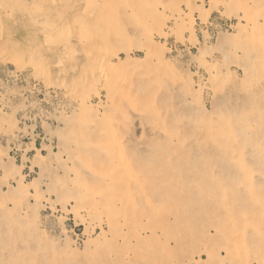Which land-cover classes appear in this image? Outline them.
Segmentation results:
<instances>
[{
  "label": "rangeland",
  "instance_id": "374dc122",
  "mask_svg": "<svg viewBox=\"0 0 264 264\" xmlns=\"http://www.w3.org/2000/svg\"><path fill=\"white\" fill-rule=\"evenodd\" d=\"M263 12L0 0V264H257Z\"/></svg>",
  "mask_w": 264,
  "mask_h": 264
},
{
  "label": "bare ground",
  "instance_id": "6f19581e",
  "mask_svg": "<svg viewBox=\"0 0 264 264\" xmlns=\"http://www.w3.org/2000/svg\"><path fill=\"white\" fill-rule=\"evenodd\" d=\"M123 1H124V0H123ZM46 3H47V2H46ZM123 3H124V2H123ZM19 4H21V2H19ZM23 4H24V3H23ZM28 4H30V3H28ZM38 4H39V3H38ZM36 5H37V4H36ZM124 5H125V4H124ZM20 6H21V5H20ZM23 6H24V5H23ZM37 6H38V5H37ZM39 6H40V4H39ZM25 7H26V6H25ZM18 8H19V7H18ZM26 8H27V7H26ZM11 10H12V9H11ZM30 10H31V9H30ZM242 10H243V9H242ZM247 10H248V9H247ZM31 11H32V10H31ZM11 12H12V11H11ZM27 12H28V11H27ZM177 13H178V11L176 12V14H177ZM182 13H183V12H182ZM248 13H249V12H248ZM250 13H251V12H250ZM260 13H261V12H260ZM263 13H264V12H263ZM27 14H29V13H27ZM94 14H95V13H94ZM96 14H97V13H96ZM245 14H246V12H245ZM243 15H244V14H243ZM10 16H12V15H10ZM93 16H94V15H93ZM99 16H100V15H99ZM99 16H98V17H99ZM262 16H263V15H262ZM95 17H96V16H95ZM98 17H97V18H98ZM176 17L179 18L178 15H177ZM176 17H175V18H176ZM251 17H252V14H251ZM258 17H259V15H258ZM181 18H182V17H181ZM256 18H257V16H256ZM263 18H264V17H263ZM100 19H101V18H100ZM182 19H183V18H182ZM182 19H181V20H182ZM93 20H94V18H93ZM98 20H99V19H98ZM255 20H257V19H254V21H255ZM14 21H15V20H14ZM99 21H100V20H99ZM263 21H264V20H263ZM263 21H262V22H263ZM256 22H257V21H256ZM11 23H12V22H11ZM259 24H260V23H259ZM65 25H66V24H65ZM250 25L252 26V29H253V26H255V28H256L257 23L251 22L250 19H249L248 22L246 21L245 26H250ZM261 25H262V24H261ZM261 25H260V27H263V26H261ZM242 29H243V28H242ZM249 30H251L250 27H249ZM255 31H256V30H255ZM256 32H257V31H256ZM256 32H255V35H256ZM257 33H258V32H257ZM247 34H248V33H247ZM249 34H250V33H249ZM255 38H257V37H255ZM257 39L262 40V39H260V38H257ZM257 39H256V40H257ZM249 40H252V39L249 38ZM257 41H258V40H257ZM233 42H234V40H233ZM232 44H233V43H232ZM261 44H262V43H261ZM239 45H240V44H239ZM258 45H259V44H258ZM244 46H245V45H244ZM224 48H225V47H224ZM225 49H227V48H225ZM229 49H230V48H229ZM234 49H236V48H234ZM243 49H244V47H243ZM230 51H231V50H230ZM231 52H232V51H231ZM233 52H234V51H233ZM240 53H241V52H240ZM257 53H258V52H257ZM235 55H236V53H235ZM255 56H257V55H255ZM240 57H241V56H240ZM253 57H254V56H253ZM262 60H263V59H262ZM95 63H96V62H95ZM105 64H106V63H105ZM99 68H100V67H99ZM241 68H242V67H241ZM249 68H250V67H249ZM97 69H98V68H97ZM221 69H222V68H221ZM245 69H246V68H245ZM245 71H246V70H245ZM259 72H260V70H259ZM262 72H263V71H262ZM245 73H246V72H245ZM247 73H248V72H247ZM225 74H226V72H225ZM227 74H228V73H227ZM245 76H246V75H245ZM263 76H264V75H263ZM92 77H93V76H92ZM228 77H229V74H228ZM93 79H94V78H93ZM87 80H88V79H87ZM95 80H96V79H95ZM261 80H263V79L261 78ZM261 80H260V81H261ZM263 83H264V81H261V85H262ZM256 84H257V83H256ZM258 85L260 86V84H258ZM252 86H253V84H252ZM255 88H256V87H255ZM257 88H258V87H257ZM261 88H262V87H261ZM190 90H191V89H190ZM258 90H259V89H258ZM258 90H257V91H258ZM251 91H253V90H251ZM249 92H250V91H249ZM253 93H255V92H253ZM224 94H225V93H224ZM229 95H230V94H229ZM261 95H262V94H261ZM262 96H263V95H262ZM107 98H108V97H107ZM255 98H256V97H255ZM263 98H264V97H263ZM253 99H254V98H253ZM81 101H82V100H81ZM262 104H263V103H262ZM262 104H261V105H262ZM261 105H260V103H259L258 106H255V107L251 108V111H249L248 114L251 113V114L253 115V117H254V115H255V116H256L255 118H257V115L259 114V109H261V107H262ZM260 106H261V107H260ZM241 109H242V107H241ZM244 109H245V108H244ZM245 110H246V109H245ZM245 110H244V111H245ZM227 111H228V110H227ZM237 111H238V110H237ZM242 111H243V110H242ZM231 112H232V111H231ZM239 112H240V111H239ZM263 112H264V111H263ZM242 113H243V112H242ZM242 113H241V114L239 113V114L242 115ZM261 113H262V112H261ZM244 114H246V117H247L248 114H247L246 112L243 113V115H244ZM251 114H250V115H251ZM106 115H107V114H106ZM230 115H232V114H230ZM230 115H228V116H230ZM240 115H239V116H240ZM243 115H242V116H243ZM250 115H249V116H250ZM234 116H238V113H237V115H234ZM234 116H233V117H234ZM242 116H240V118H241ZM261 116H262V115H261ZM107 117H108V116H107ZM233 117H232V118H233ZM251 117H252V116H251ZM259 117H260V115H259ZM259 117H258V118H259ZM235 118H236V117H235ZM261 118H262V117H261ZM178 119H179V118H178ZM241 119H242V118H241ZM244 120H245V117H244ZM244 120H243V121H244ZM248 120H249V119H248ZM261 120H262V119H261ZM261 120H260V121L257 120V121H259L260 123H257V122H256L259 126H260V124L262 123ZM241 121H242V120H240V122H241ZM254 122H255V121L253 120V124L255 125ZM263 123H264V120H263ZM135 124H136V123H135ZM262 125H263V124H262ZM250 126H251V125H250ZM255 126H257V125H255ZM263 126H264V125H263ZM263 126H262V127H263ZM260 127H261V126H260ZM248 128H249V127H248ZM246 129H247V128H246ZM250 129H251V128H250ZM257 130H258V129H257ZM257 130H256V131H257ZM93 131H94V130H93ZM205 131H206V130H205ZM256 131H255V132H256ZM225 132H226V131H225ZM225 132H224V133H225ZM248 132H249V131H248ZM255 132H254V134L256 135ZM208 133H209V132H208ZM259 134H260V133H259ZM231 136H232V135H231ZM120 137H121V136H120ZM225 137L227 138L226 135H225ZM75 139H76V138H75ZM92 139H93V138H92ZM228 139H230V138H228ZM255 139H256V138H255ZM253 140H254V139H253ZM256 140H258V139H256ZM74 142H75V141H74ZM165 143H166V142H165ZM169 143H170V142H169ZM96 144H97V143H96ZM122 144H123V141H122ZM170 146H171V145H170ZM262 147H263V146H262ZM117 149H118V148H117ZM146 149H147V148H146ZM79 150H80V149H79ZM254 150H256V149H254ZM82 151H83V150H82ZM234 151H235V150H234ZM234 151H233V152H234ZM86 152H87V151H86ZM117 152H118V151H117ZM254 153H255V152H254ZM69 154H70V153H69ZM240 154H241V153H240ZM249 154L251 155V153H249ZM70 155H71V154H70ZM247 156H248V155H247ZM237 157H238V155H237ZM246 158H248V157H246ZM254 158H256V157H254ZM258 158H260V157H258ZM261 159H262V157H261ZM242 160H243V159H242ZM246 160H247V159H246ZM248 160H249V159H248ZM122 161H123V160H122ZM83 162H84V161H83ZM238 162H240V161H238ZM81 163H82V162H81ZM86 165H87V164H86ZM242 165H243V164H242ZM72 166H73V165H72ZM121 166H122V165H121ZM248 167H249V166H248ZM232 168H233V166H232ZM243 168L245 169V167H243ZM122 169H124V166H123ZM88 172H89V171H88ZM245 172H246V171H245ZM246 174H247V173H246ZM246 174H245V175H246ZM250 174H251V173H250ZM244 177H245V176H244ZM246 177H247V176H246ZM55 178H56V177H55ZM108 178H109V177H108ZM242 178H243V177H242ZM22 179H23V178H22ZM22 179H20V181H21ZM17 181H18V180H17ZM72 183H73V182H72ZM240 183H241V182H240ZM246 183H247V182H246ZM254 183H255V181H254ZM247 184H248V183H247ZM72 185H73V184H72ZM142 185H143V184H142ZM254 185H255V184H254ZM254 185L252 184V187H254ZM19 186H20V185H19ZM19 186H18V187H19ZM73 186H74V185H73ZM237 186H238V185H237ZM237 186H236V187H237ZM247 186H248V185H247ZM250 187H251V185H250ZM246 188H247V187H246ZM248 188H249V187H248ZM259 188L261 189V186H259ZM134 189H135V188H134ZM257 189H258V188H257ZM260 189H259V190H260ZM75 190H77V189L75 188ZM239 190H240V189H239ZM245 190H247V189H245ZM72 191H73V190H72ZM243 192H244V191H243ZM187 193H188V192H187ZM251 193H252V192L250 191V195L252 196V195H254L255 192L252 193V194H251ZM158 194H159V193H158ZM245 195H246V194H245ZM161 196H162V195H161ZM246 196H247V195H246ZM252 197H253V196H252ZM248 198H249V197H248ZM257 199H258V198H256V196H255V199H254V200H257ZM85 200H86V199H85ZM225 201H226V200H224V202L222 201V203H225ZM226 202H227V201H226ZM231 202H232V201H231ZM222 203H221V204H222ZM255 203H257V202L255 201ZM192 204H193V203H192ZM221 204H220V205H221ZM258 204H260V202H258ZM258 204H257V205H258ZM137 205H138V204H137ZM235 205H236V204H235ZM241 205H242V204H241ZM261 205H262V201H261ZM261 205H259V206L261 207ZM259 206H258V207H259ZM222 207H223V206H222ZM239 208L241 209V207H239ZM151 209H152V208H151ZM221 209H224V214L226 213L225 221H226V222H229V221H230V222H231V225H232V214H230V212H229V208L227 209V208L224 206V207L221 208ZM263 209H264V208H263ZM214 211H215V210H214ZM233 211L235 212V210H233ZM262 211H263V210H262ZM244 212H245V211H244ZM263 212H264V211H263ZM183 213H184V212H183ZM259 213H261V210H259ZM27 214H28V213H27ZM262 216L264 217L263 213L261 214V217H262ZM194 217H195V216H194ZM245 218H247V217H245ZM185 219H186V218H185ZM35 221H36V220H35ZM102 222H103V221H102ZM230 222H229V224H230ZM240 225H241V224H236V225L234 226V228H235L234 231H235V232H238V231L240 232V231L242 230L241 227H240ZM223 226H228V225L225 223ZM255 226L258 227L257 225H252L250 228L252 229V228H254ZM225 228L228 229L227 227H225ZM255 229H257V228H255ZM208 230H209V229H208ZM202 231H203V230H202ZM106 232H107V231H106ZM208 235H209V234H208ZM237 235H238V234H237ZM238 236H240V234H239ZM243 236H244V235H243ZM235 238H236V239H239L240 237H235ZM117 239H118V238H117ZM231 242H232V240L230 241V243H231ZM26 243H27V241H26ZM240 243H241V242H240ZM263 243H264V242H263ZM236 246H237L236 243H232V247H236ZM239 248H242V250H244V251H245V250H246V251L249 250V247H248V246H245L244 244H240L236 249H235V248H232V249H231L230 256L233 257V258H239V252H240V251L238 250ZM240 250H241V249H240ZM242 250H241V251H242ZM263 250H264V249H263ZM227 252H229V251L227 250ZM243 254H244V253H243ZM246 254H247V253H246ZM246 254H245V256H246ZM35 255H36V254H35ZM218 255H219V254H218ZM247 255H248V254H247ZM260 255H261V254H260ZM260 255H259V256H260ZM243 256H244V255H243ZM259 256H258V257H259ZM262 256H263V257H261V258L258 259L259 261L257 262V264H264V255H262ZM17 257H18V256H17ZM35 257H36V256H35ZM244 258H246V257H244ZM36 259H37V258H36ZM251 259H253V257H251ZM246 260H247V259H246ZM253 260H254V259H253ZM0 261H1V260H0ZM9 261H10V259H9ZM244 261H245V260H244ZM184 262H185V261H184ZM250 262H252V261H250ZM2 263H3V260H2ZM4 263H5V262H4ZM9 263H10V262H9ZM15 264H16V263H15ZM24 264H25V263H24ZM247 264H248V263H247ZM252 264H253V263H252Z\"/></svg>",
  "mask_w": 264,
  "mask_h": 264
}]
</instances>
